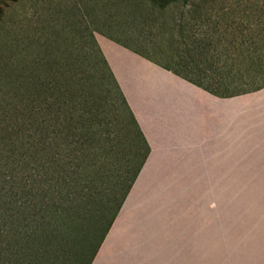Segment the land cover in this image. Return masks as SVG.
Wrapping results in <instances>:
<instances>
[{
	"label": "trees",
	"instance_id": "16d2710c",
	"mask_svg": "<svg viewBox=\"0 0 264 264\" xmlns=\"http://www.w3.org/2000/svg\"><path fill=\"white\" fill-rule=\"evenodd\" d=\"M151 1L154 64L219 99L264 89V20L220 47L201 36L206 6ZM68 19L0 28V264H55L72 243L80 263L99 233L92 264L150 154L99 31Z\"/></svg>",
	"mask_w": 264,
	"mask_h": 264
},
{
	"label": "crops",
	"instance_id": "0c3cea01",
	"mask_svg": "<svg viewBox=\"0 0 264 264\" xmlns=\"http://www.w3.org/2000/svg\"><path fill=\"white\" fill-rule=\"evenodd\" d=\"M96 38L150 154L92 264H207V253L217 261L228 249H237L228 264L244 255L248 264H264V221L259 235L248 234L264 211V200L251 209L260 190L264 197V180L247 182L252 191L237 198L239 169L264 174V89L246 100L219 99L154 64V50L108 34ZM245 106L257 112L248 143L240 145L238 111ZM209 183L232 187L230 210L208 228L202 188ZM242 213L247 223L239 231Z\"/></svg>",
	"mask_w": 264,
	"mask_h": 264
},
{
	"label": "rangeland",
	"instance_id": "374dc122",
	"mask_svg": "<svg viewBox=\"0 0 264 264\" xmlns=\"http://www.w3.org/2000/svg\"><path fill=\"white\" fill-rule=\"evenodd\" d=\"M153 4L154 2L151 0H0V11H2L0 28L2 25L6 27L14 25L17 28L14 34L22 37H30L31 34H36L35 36L39 37L42 33L40 29L44 26V22L48 17L61 20L66 16L72 23H80L82 27L90 25L97 29L99 34H108L132 45L140 44L143 50L151 52L154 50ZM177 4H189L185 9L186 12L193 11L194 7L198 5L206 6L204 20L200 26L201 36L207 41L210 40L219 44L220 47L229 44L231 40H237L235 38L243 37L247 42H250L256 33V23H262L264 20V0H188L186 3L180 2ZM167 12L172 13L171 11ZM175 13H177V9H174ZM187 17H190L189 13ZM220 50L222 51V49ZM206 64H203L202 67H206ZM220 64L224 67L222 62ZM243 96H239L241 97L239 100H246L254 95L247 94ZM241 105L244 106V104ZM246 106L238 111L240 145L248 143L247 139L254 129L253 114L257 112V109H246ZM233 117H235V113H233ZM225 119L227 118L225 117ZM227 156L229 157V154ZM246 156L247 152L239 154V168L247 164ZM123 157H125V152L122 151L121 158ZM223 157L225 159V154H223ZM134 165L137 166V162ZM253 170L252 168L246 169V171L239 169L238 199L241 196L245 197L244 191H252L246 185L247 182L264 180V174L253 173ZM231 187V185L215 186L209 183L202 188L207 193L206 224L208 228L214 224L215 220L220 218V214L225 216L230 210ZM219 189H222V192ZM254 189L260 190L261 188L260 186H254ZM257 197L258 200L252 203L251 209L253 212H257V209L261 208L260 203L264 200L261 190ZM237 210L247 211L243 206H239V209L237 207ZM247 216V213L241 214L238 221L239 231L246 227ZM263 221L264 211L256 219L251 220L248 225V234L250 236L259 235L260 229H263ZM87 233H89V227L85 225L82 235L86 236ZM100 236L101 234L97 233L94 239L93 237L90 239L88 249H86L88 251L83 257L80 256L82 258L80 263H77L75 257L80 252V246H73L72 243L70 247L60 250V252L64 250V254H62L64 257L55 264H86L91 255V250L97 245V239ZM236 253L237 249H228L223 254L221 251L219 259L217 258V261H215L214 251L212 250L211 253H207V264H228V261ZM245 257L246 255L243 256V261L242 259L238 260L236 264H248Z\"/></svg>",
	"mask_w": 264,
	"mask_h": 264
}]
</instances>
